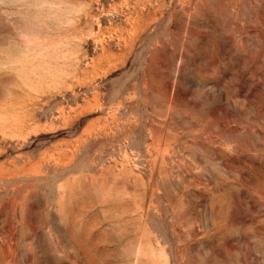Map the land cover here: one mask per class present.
<instances>
[{
	"label": "rangeland",
	"instance_id": "rangeland-1",
	"mask_svg": "<svg viewBox=\"0 0 264 264\" xmlns=\"http://www.w3.org/2000/svg\"><path fill=\"white\" fill-rule=\"evenodd\" d=\"M0 264H264V0H0Z\"/></svg>",
	"mask_w": 264,
	"mask_h": 264
}]
</instances>
